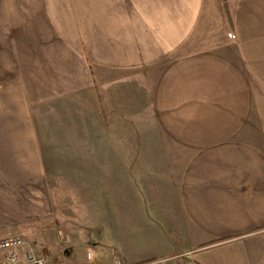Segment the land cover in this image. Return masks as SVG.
<instances>
[{
    "label": "crops",
    "instance_id": "0c3cea01",
    "mask_svg": "<svg viewBox=\"0 0 264 264\" xmlns=\"http://www.w3.org/2000/svg\"><path fill=\"white\" fill-rule=\"evenodd\" d=\"M59 88L103 109L61 148L28 107ZM45 146L98 199L114 180L119 229L147 244L124 264H264V0H0V239L50 216Z\"/></svg>",
    "mask_w": 264,
    "mask_h": 264
},
{
    "label": "rangeland",
    "instance_id": "374dc122",
    "mask_svg": "<svg viewBox=\"0 0 264 264\" xmlns=\"http://www.w3.org/2000/svg\"><path fill=\"white\" fill-rule=\"evenodd\" d=\"M94 89L95 86L90 90ZM59 90L63 93L57 94L55 102L28 104L36 117V126L61 132L62 136L55 135L57 148H61L62 142L68 141L69 138L79 141L81 111L86 114L87 111L90 114L97 108L103 111L102 102L97 101L94 93L82 97L83 95L81 96L75 89L59 88ZM66 91L71 93L66 95ZM73 91L76 93H72ZM94 119L87 120L95 125L96 119ZM87 120L85 118V125ZM66 126L70 133L64 135ZM42 152L48 162L53 159L51 151L47 150L46 146ZM66 154L65 149L54 152L56 159L52 162L57 174L49 183L52 187L49 201L50 216L41 214L37 219L13 225L8 232L22 237L33 253L45 258L48 264H78L84 262L83 259L88 253L96 262L101 257L111 258L109 255L113 253V257H116L115 259L121 264H124L130 256L148 255L142 253L146 243H138L132 237L128 238L127 230L119 229L121 221L119 212L114 211L115 208L111 204L113 199L108 196V193L112 192L109 189L113 186L114 180L108 190L98 189L99 192L107 193V196L98 199L95 180L81 182L79 177L74 178V181L66 177L64 169ZM105 171H108V168H105ZM89 173L95 172L89 170ZM46 201L44 200L43 203ZM112 262L113 260L108 264ZM156 264H183V261L181 258L165 257Z\"/></svg>",
    "mask_w": 264,
    "mask_h": 264
},
{
    "label": "built area",
    "instance_id": "2783aa9c",
    "mask_svg": "<svg viewBox=\"0 0 264 264\" xmlns=\"http://www.w3.org/2000/svg\"><path fill=\"white\" fill-rule=\"evenodd\" d=\"M86 260L88 261L86 264H93L89 253ZM0 264H48V262L43 257L35 255L22 237L10 236L0 239ZM111 264L121 263L115 259Z\"/></svg>",
    "mask_w": 264,
    "mask_h": 264
},
{
    "label": "trees",
    "instance_id": "16d2710c",
    "mask_svg": "<svg viewBox=\"0 0 264 264\" xmlns=\"http://www.w3.org/2000/svg\"><path fill=\"white\" fill-rule=\"evenodd\" d=\"M225 4V3H224ZM224 240V239H223ZM217 241H221V239L220 240H214L213 242H211V244L212 243H215V242H217ZM157 260H156V258H150V259H147V260H143V261H140V262H138L137 264H150V263H154V262H156Z\"/></svg>",
    "mask_w": 264,
    "mask_h": 264
}]
</instances>
